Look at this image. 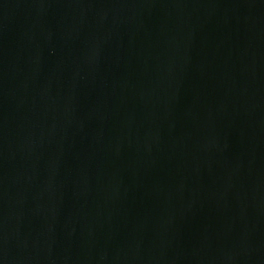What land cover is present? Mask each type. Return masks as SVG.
<instances>
[{
	"label": "water",
	"instance_id": "water-1",
	"mask_svg": "<svg viewBox=\"0 0 264 264\" xmlns=\"http://www.w3.org/2000/svg\"><path fill=\"white\" fill-rule=\"evenodd\" d=\"M0 264H264V0H0Z\"/></svg>",
	"mask_w": 264,
	"mask_h": 264
}]
</instances>
